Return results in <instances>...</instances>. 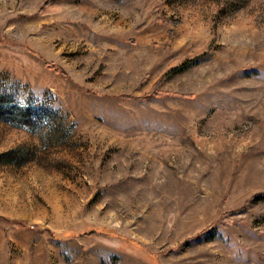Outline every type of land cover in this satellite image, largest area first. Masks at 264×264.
I'll use <instances>...</instances> for the list:
<instances>
[{
  "label": "rangeland",
  "instance_id": "374dc122",
  "mask_svg": "<svg viewBox=\"0 0 264 264\" xmlns=\"http://www.w3.org/2000/svg\"><path fill=\"white\" fill-rule=\"evenodd\" d=\"M0 102V264H264V0H0Z\"/></svg>",
  "mask_w": 264,
  "mask_h": 264
},
{
  "label": "trees",
  "instance_id": "16d2710c",
  "mask_svg": "<svg viewBox=\"0 0 264 264\" xmlns=\"http://www.w3.org/2000/svg\"><path fill=\"white\" fill-rule=\"evenodd\" d=\"M192 61H193V58L184 61L180 65H176V66L169 68L167 71H165V73L163 74V77L171 72L179 71L180 69L184 68L186 65L191 64ZM0 104L2 103L0 102ZM15 115L23 117L21 112H16ZM255 200H264V191H259V192L252 194L251 197L249 198V201H255Z\"/></svg>",
  "mask_w": 264,
  "mask_h": 264
}]
</instances>
